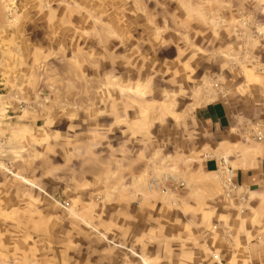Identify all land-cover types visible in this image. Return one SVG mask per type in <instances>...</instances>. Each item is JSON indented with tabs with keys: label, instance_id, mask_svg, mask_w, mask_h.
Returning a JSON list of instances; mask_svg holds the SVG:
<instances>
[{
	"label": "rangeland",
	"instance_id": "1",
	"mask_svg": "<svg viewBox=\"0 0 264 264\" xmlns=\"http://www.w3.org/2000/svg\"><path fill=\"white\" fill-rule=\"evenodd\" d=\"M258 132L264 0H0V264H264Z\"/></svg>",
	"mask_w": 264,
	"mask_h": 264
},
{
	"label": "built area",
	"instance_id": "2",
	"mask_svg": "<svg viewBox=\"0 0 264 264\" xmlns=\"http://www.w3.org/2000/svg\"><path fill=\"white\" fill-rule=\"evenodd\" d=\"M255 137L257 140H261L264 138V132H258ZM218 169L220 171L223 190L226 195H230L235 189V185L232 180V168L227 163L226 159L222 158L219 162ZM183 185L182 181L170 173H164L159 178H151L148 184L151 190H159L162 193L171 186L182 187Z\"/></svg>",
	"mask_w": 264,
	"mask_h": 264
},
{
	"label": "crops",
	"instance_id": "3",
	"mask_svg": "<svg viewBox=\"0 0 264 264\" xmlns=\"http://www.w3.org/2000/svg\"><path fill=\"white\" fill-rule=\"evenodd\" d=\"M239 178L243 182L257 185L264 178V160L258 161L253 169L241 170Z\"/></svg>",
	"mask_w": 264,
	"mask_h": 264
}]
</instances>
